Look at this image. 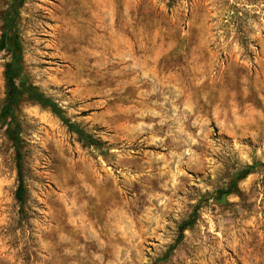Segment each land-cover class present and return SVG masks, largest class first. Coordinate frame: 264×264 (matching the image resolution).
I'll return each instance as SVG.
<instances>
[{"label": "rangeland", "instance_id": "374dc122", "mask_svg": "<svg viewBox=\"0 0 264 264\" xmlns=\"http://www.w3.org/2000/svg\"><path fill=\"white\" fill-rule=\"evenodd\" d=\"M18 13L21 80L101 147L19 104L25 202L0 128V264H264V168L232 184L264 163V0H21Z\"/></svg>", "mask_w": 264, "mask_h": 264}, {"label": "trees", "instance_id": "16d2710c", "mask_svg": "<svg viewBox=\"0 0 264 264\" xmlns=\"http://www.w3.org/2000/svg\"><path fill=\"white\" fill-rule=\"evenodd\" d=\"M20 6L21 0H11L8 12L9 17L5 24L6 36L4 37V48H6L7 57H9L11 61L6 65L4 70L5 96L3 105L0 107V128H4V133L11 138L12 146L15 150L18 179L14 196L17 203L20 205V211H22L26 190L20 172L22 141L19 137L17 116L19 112V104L23 100L34 102L40 107L48 109L52 115H54L66 127L69 133L76 136L77 141L82 145L95 148H100L101 145L92 134L87 133L77 123L72 122L54 100L40 92L35 86L27 84L21 80V48L16 38L19 17L18 9ZM17 81H19L18 84ZM256 166L264 168V163H256L247 166L241 173L236 175L232 184L234 185L237 181L245 178ZM225 193H227V191H217L214 193V196L218 197ZM193 220L194 215L179 226L176 242H179L182 239L183 231L192 224ZM174 248L175 244L171 245L165 256H168Z\"/></svg>", "mask_w": 264, "mask_h": 264}]
</instances>
